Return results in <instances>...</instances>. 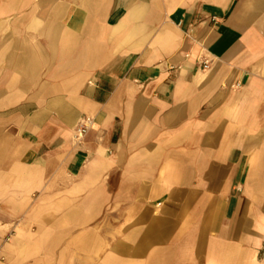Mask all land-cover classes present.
<instances>
[{"label": "crops", "instance_id": "crops-1", "mask_svg": "<svg viewBox=\"0 0 264 264\" xmlns=\"http://www.w3.org/2000/svg\"><path fill=\"white\" fill-rule=\"evenodd\" d=\"M0 264H264V0H0Z\"/></svg>", "mask_w": 264, "mask_h": 264}, {"label": "built area", "instance_id": "built-area-1", "mask_svg": "<svg viewBox=\"0 0 264 264\" xmlns=\"http://www.w3.org/2000/svg\"><path fill=\"white\" fill-rule=\"evenodd\" d=\"M203 69H206L208 67V61L203 60L200 62ZM92 122V119L88 116H84L80 119L76 129H75V135L77 138H81L85 132L88 130ZM9 237H5V240H8Z\"/></svg>", "mask_w": 264, "mask_h": 264}]
</instances>
